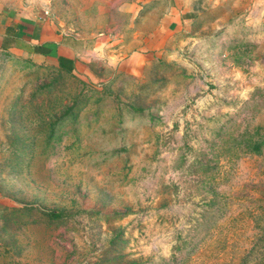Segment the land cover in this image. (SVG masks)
Returning <instances> with one entry per match:
<instances>
[{
    "label": "rangeland",
    "instance_id": "obj_1",
    "mask_svg": "<svg viewBox=\"0 0 264 264\" xmlns=\"http://www.w3.org/2000/svg\"><path fill=\"white\" fill-rule=\"evenodd\" d=\"M0 0L97 44L0 51V264H264V0ZM208 6V7H207Z\"/></svg>",
    "mask_w": 264,
    "mask_h": 264
},
{
    "label": "crops",
    "instance_id": "obj_2",
    "mask_svg": "<svg viewBox=\"0 0 264 264\" xmlns=\"http://www.w3.org/2000/svg\"><path fill=\"white\" fill-rule=\"evenodd\" d=\"M165 5V23L174 32L193 33L206 9L204 0H155ZM208 7V6H207ZM111 45L110 39L82 41L59 34L44 17L0 5V51L15 52L37 63H49L66 73L88 67L97 56V44Z\"/></svg>",
    "mask_w": 264,
    "mask_h": 264
}]
</instances>
